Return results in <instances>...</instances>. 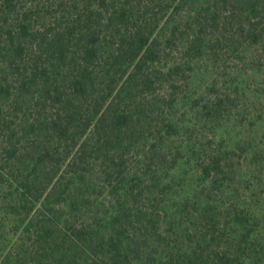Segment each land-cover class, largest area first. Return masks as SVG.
<instances>
[{
	"label": "trees",
	"instance_id": "trees-1",
	"mask_svg": "<svg viewBox=\"0 0 264 264\" xmlns=\"http://www.w3.org/2000/svg\"><path fill=\"white\" fill-rule=\"evenodd\" d=\"M262 76L264 0H0V264H264Z\"/></svg>",
	"mask_w": 264,
	"mask_h": 264
},
{
	"label": "rangeland",
	"instance_id": "rangeland-1",
	"mask_svg": "<svg viewBox=\"0 0 264 264\" xmlns=\"http://www.w3.org/2000/svg\"><path fill=\"white\" fill-rule=\"evenodd\" d=\"M264 81V76L261 77L260 82ZM254 132V131H252ZM260 133H264V126L262 127V129L260 130Z\"/></svg>",
	"mask_w": 264,
	"mask_h": 264
}]
</instances>
